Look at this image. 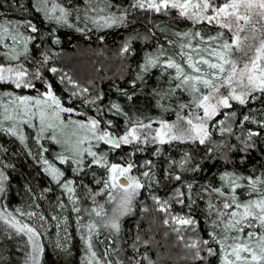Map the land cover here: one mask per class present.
<instances>
[{
    "label": "snow or ice",
    "instance_id": "snow-or-ice-1",
    "mask_svg": "<svg viewBox=\"0 0 264 264\" xmlns=\"http://www.w3.org/2000/svg\"><path fill=\"white\" fill-rule=\"evenodd\" d=\"M11 2L15 4L17 0ZM37 4L40 7L35 11L43 13L46 20L84 34L93 29L103 32L128 27L136 23L137 13L163 15L191 24L187 31L153 24L145 34L134 31L120 48L122 57L131 56L133 40L147 41L157 37V32L163 36V40L157 38L155 51L148 52L138 65L135 78L129 81L132 90L114 86L126 105L133 106L146 83V76L159 69L165 87L153 88L149 95L162 110L171 108L176 119L170 122L147 118L145 122V119H133L120 103L109 101L105 107L103 92L95 91L93 95L94 82L81 84L69 72L50 66L47 71L54 76L59 73V82L68 92L65 102L57 94L54 83L44 82L39 69L30 72L24 63H19L21 57L28 58L29 45L40 39V29L31 20L13 24L0 13V47L9 49L5 53L9 65L0 64V87L35 92L34 95L0 92V132L14 137L28 149V155L43 166V173L66 194L71 211L80 214L76 225L83 231L80 239L86 252L82 264H156L146 251H141L153 245L155 237L145 239L139 224L129 246L132 254L125 255L126 250L117 247L122 239L123 219L134 216L138 204L142 212L150 211L145 199H150L153 210L160 214L159 221L165 230L163 236H174L185 251L183 258L192 264H211L210 258H216L217 264H264V172L245 176L224 170L219 175L220 186L203 184L195 198L196 183L185 180L186 173L202 170L195 158L199 148H203L210 159L220 160L225 165L232 162L229 154L237 150L241 163L257 151L264 159V110L257 118L248 107L258 100L264 103V0H129L127 8L109 11L115 6L105 3L103 7L88 8L82 17H74L69 7L53 0H37ZM73 20H83L85 27H76ZM22 28L30 34L25 35ZM207 29L213 32L210 34ZM50 36L51 43H61L54 33ZM104 39L98 36L101 44ZM42 57V66L52 60L48 52H43ZM36 81H40L39 87ZM177 93L186 94L187 101L182 102ZM73 98L95 107L101 118L68 106ZM235 105L248 111L238 116ZM105 112L125 118L122 134L112 131L113 122L102 117ZM25 127L34 130L33 139L38 146L35 154L27 143ZM214 133L223 140H215ZM233 139L237 143H231ZM44 141L60 146L62 151L56 159L59 164L70 166L75 179L67 177L64 170L45 157L49 148ZM101 144L114 151L122 148L130 151L127 158L121 157L122 162H112L107 152L96 150ZM173 144L189 147L183 150L179 160L169 161L162 178L154 171L153 159L142 164L135 161L138 153L151 149L152 156L156 157L164 145ZM0 150L6 151L2 145ZM93 168L103 171L99 175L94 171L90 173ZM138 168L140 172L136 175L134 171ZM89 175L92 179L85 183ZM161 179L178 182L171 199H161L150 191ZM8 180L5 172L0 171V198L6 196ZM81 187L84 193L77 195ZM27 191L31 193L32 189ZM97 197H106L105 203H99ZM82 199L91 200L95 206L82 210ZM198 200L204 204L207 238L202 235L201 219L197 218L193 207ZM174 204L182 211L175 212ZM35 207L40 205L35 204ZM57 208H67L63 199L58 200ZM82 213L89 217L84 223H81ZM20 217H27L33 223L23 222ZM50 219L57 222L58 232L63 226L65 233L63 242L58 239L54 247L67 252V217L61 219L52 215ZM48 220L37 211L20 208L9 211L0 200V241L26 237L30 250L25 264H42L45 251L42 229L47 227ZM102 235L104 239H100ZM96 244L105 245L103 251L98 252Z\"/></svg>",
    "mask_w": 264,
    "mask_h": 264
},
{
    "label": "trees",
    "instance_id": "trees-1",
    "mask_svg": "<svg viewBox=\"0 0 264 264\" xmlns=\"http://www.w3.org/2000/svg\"><path fill=\"white\" fill-rule=\"evenodd\" d=\"M53 2L69 7L73 12L74 17L76 15L82 17L88 8L96 5L103 7L105 3L115 6L114 9H109V11L119 8H127L129 5V0H53ZM0 5H3V7H0V13H3L5 18L11 19L13 24H22L31 20L40 29V39L35 44L29 45L30 54L28 58L21 57L19 63H24L25 67H28L30 72L39 69L44 76V82L54 83L57 94L60 95L65 102H67L69 98L68 92L65 90V85L59 82V73L54 76L47 71L48 67L52 65L56 67L60 66L64 68L65 71H69L72 76L80 80L83 84H86L88 81L94 82L96 88L93 90V95L95 94V91H102L105 107L109 101H112L125 106L133 119L141 118L145 119V122H147V118L153 120L165 119L170 122L175 121V112L172 111L171 108L167 111L162 110L157 106L155 99L149 95L151 89L165 87L164 80L160 77L159 69L152 70L146 76V83L143 85V88L140 89L138 98L133 106H127L124 97L117 92L114 87L119 86L120 88H127L129 91L132 90L129 81L135 78V74L138 71V65L143 62V57L148 52L155 51L154 45L156 44L157 38L163 40L162 34L157 32V37L149 38L147 41L142 39L133 40L134 52L131 56L122 57L119 52L124 41L129 39L134 31L140 34H145L153 24L172 27L175 30L187 31L191 29L190 23L182 20L173 21L169 17L163 15L137 13L136 23L131 24L128 27L113 28L103 32H97L93 29L92 31H86V34H84L77 32L75 28L59 26L46 20L43 13L35 11V8L40 7V5L37 4V0H17V3L15 4H13L11 0H0ZM89 14L92 15L93 13ZM72 22L76 27H85V22L83 20H73ZM88 27L91 28L92 25L88 24ZM21 31L24 32L25 35L30 34L23 28ZM207 31L210 34L213 32L212 29H207ZM50 33H54L55 36L59 37L61 41L59 45L51 43ZM101 35L105 37L103 44L98 40V36ZM7 43L10 44L11 41H8ZM7 52H9L8 48L0 47V64H4L5 66L9 65L8 57L5 55ZM43 52H48L52 55V60L48 65L42 66L40 61L43 58ZM77 60H80L81 63L90 64L93 77L92 75L86 76L81 71L79 74L75 71V61ZM11 66H15V64L13 63ZM36 83L39 87L40 81H36ZM7 91L23 95L35 94L34 90H17L8 86L0 87V92ZM177 95L182 102H186L188 99L186 94L177 93ZM164 103L167 105L168 102L164 101ZM68 106H75L78 111L86 112L88 116L101 118L97 115L95 107L81 104L80 101L75 98L72 99L71 104ZM172 107H175V105L173 104ZM248 107L252 109L253 114L259 118L261 110H264V103H261V101L258 100L255 103L250 104ZM234 110H238V116L241 113H246L248 111L247 108H241L239 105H235ZM102 117L104 120H111L113 122V132L122 134L126 126L124 117L114 116L112 113L108 112L102 114ZM248 126L249 125H246V127ZM250 127L255 129L256 125H250ZM24 131L25 135L28 137L27 143L29 148H31L35 154L38 150V146L33 139L34 130L25 127ZM237 132H239V129H237ZM213 138L217 141L223 140V138L216 133L213 134ZM43 143L49 148V152L45 153V157L64 170L67 177L75 179L76 177H73L70 166L61 165L56 159L57 154L62 151L60 146L52 144L49 141H44ZM231 143H237V141L233 139ZM0 145L6 149V151L0 150V171H4L9 177V180L7 181L6 196L0 198V200L3 201V206H6L9 211L13 212L16 208L25 211H37L38 213H43L49 218L47 227L42 229V231L45 232V235L42 237V243L45 247L42 264H82L86 252L84 243L80 239L83 231L78 230L76 225L77 216L80 214L71 211L72 205L67 201L66 194H64L57 185L50 181V178L42 171L43 166L38 164L28 155V149L20 144L18 140L0 132ZM188 147L189 146L182 144H173L171 146L164 145L160 155L156 157H153L152 150L148 149L144 153H138L135 157V161L137 164H142L147 159H153L155 164L154 171L158 177L162 178L163 172L168 167L169 161L179 160L183 155V150L188 149ZM96 150L107 152L109 159L112 162L117 163L121 162V157L127 158V154L130 151L129 148H122L118 151L110 150L103 144H101L99 149ZM229 155L231 156L232 162L225 165L220 160L210 159L205 155L203 148L197 150L195 158L199 162L202 170L196 173L185 174L186 181L196 183V188L193 189L194 198L199 195L197 189L203 184L211 183L214 186H220L219 175L224 170L236 171L245 176L253 172L257 175L264 172V159L260 157L258 151L251 153L249 158L243 163L240 162V153L238 150ZM3 165H8V167H3ZM92 171L99 175L103 170L98 168L89 170L90 173ZM91 179L92 177L89 175L85 180V183ZM177 184L178 182L175 181L161 179V182L154 185L150 191L158 195L160 198L171 199ZM28 188L32 189L31 193L27 191ZM47 188H51L52 191L46 192L45 189ZM83 193L84 189L82 187L79 188L77 195ZM244 195H246V193ZM33 197L38 198L34 200ZM105 198L106 197H97L96 199L99 203H105ZM60 199H63L67 204L66 209L60 210L57 208V203ZM35 204H39L40 207L36 208ZM145 204H147L150 209L148 213L142 212L138 205L134 216L123 219V230L121 233L122 239L118 241L117 247L125 249V255L132 254V249L129 246L132 243V237L135 235L136 225L139 224L145 239L149 236L155 237L153 245L149 246L148 249L142 248L141 251H146L156 264H192L190 260H185L183 258L185 251L175 242L174 236L170 235L168 238L163 236L165 230L159 221L160 214L153 210L152 201L150 199H145ZM29 205H32V207L29 208ZM94 206L95 205L92 204L91 200L82 199L80 201V207L82 210ZM106 207L108 206L106 205ZM193 207L197 218L201 219L202 235L207 238L206 233L204 232V229L207 228V223L203 219L204 204L202 201L198 200L197 204ZM173 210L175 212L182 211L179 206L175 204L173 205ZM52 215H57L61 219L63 217H67L68 219L67 232L69 234V243L67 245V252L54 247V233L55 230H57L55 226L57 222L50 219ZM83 215L84 219L81 223H84L89 219L86 214ZM20 219L26 223H33V221L29 220L27 217H20ZM0 227H2V225H0ZM48 229L51 230L48 231ZM60 230L64 231L63 226ZM100 239H104V235H102ZM105 243L107 242L105 241ZM104 247L105 245L96 244L98 252L103 251ZM29 250L30 246L27 244L26 237L17 236L11 240H2L0 241V264H25ZM210 259L211 264H217L216 258Z\"/></svg>",
    "mask_w": 264,
    "mask_h": 264
},
{
    "label": "rangeland",
    "instance_id": "rangeland-1",
    "mask_svg": "<svg viewBox=\"0 0 264 264\" xmlns=\"http://www.w3.org/2000/svg\"><path fill=\"white\" fill-rule=\"evenodd\" d=\"M53 66V65H52ZM14 67V66H13ZM75 67H76V69H75V71L79 74V72L81 71L83 74H85L86 76H90V75H92V77H93V73H91V66H90V64L88 65L87 63H81L80 62V60H77V61H75ZM59 68H62V67H60L59 66ZM63 70H64V68H62ZM65 71V70H64ZM67 72H69V71H67ZM70 73V72H69ZM73 78L74 79H76L74 76H73ZM76 80H78V79H76ZM80 83H82L80 80H78ZM83 84V83H82ZM77 118H81V117H77ZM81 119H83V118H81ZM156 125H154V127H155ZM122 162V161H121ZM120 163V162H119ZM58 167V166H57ZM139 172H140V169L138 168V169H136L135 171H134V174H136V175H138L139 174ZM106 199V198H105ZM161 199H163V198H161ZM166 199V198H165ZM139 205V204H138ZM138 205H137V207H138ZM108 207H109V205H107ZM137 210V209H136ZM126 218V217H125ZM51 230V229H50ZM49 229H48V231H50ZM54 237H55V239H54V243H56V241L58 240V239H60L62 242H63V237H64V235H65V233H64V231H61V230H59V232H58V230H55V233H54ZM66 243H67V245H68V243H69V240H67L66 241Z\"/></svg>",
    "mask_w": 264,
    "mask_h": 264
}]
</instances>
